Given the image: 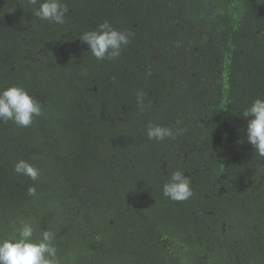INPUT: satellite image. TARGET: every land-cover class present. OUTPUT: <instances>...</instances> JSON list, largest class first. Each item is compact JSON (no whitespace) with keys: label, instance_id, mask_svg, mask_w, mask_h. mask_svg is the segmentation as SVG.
Segmentation results:
<instances>
[{"label":"trees","instance_id":"16d2710c","mask_svg":"<svg viewBox=\"0 0 264 264\" xmlns=\"http://www.w3.org/2000/svg\"><path fill=\"white\" fill-rule=\"evenodd\" d=\"M63 2L59 25L0 0V88L43 108L0 121V238L51 230L61 264H264V157L241 115L264 98V0ZM105 20L133 36L99 61L79 36ZM149 123L175 138L149 140ZM177 169L185 201L162 194Z\"/></svg>","mask_w":264,"mask_h":264},{"label":"clouds","instance_id":"9594fccd","mask_svg":"<svg viewBox=\"0 0 264 264\" xmlns=\"http://www.w3.org/2000/svg\"><path fill=\"white\" fill-rule=\"evenodd\" d=\"M27 4L33 7L34 15L40 20L59 25L65 23L69 11L63 0H27ZM132 36L133 33L118 30L105 20L94 30L84 31L79 40L88 46L92 56L103 61L119 58ZM144 98L145 93L138 91L136 101L141 109L145 107ZM42 112L41 102L23 87L12 85L0 88V121H12L20 127H29ZM241 115L247 121V142L259 157H264V98H255ZM146 135L149 140L162 141L174 139L176 132L172 128L149 123ZM14 171L33 181L40 175L39 169L25 160L16 162ZM29 192L34 194L35 189H29ZM162 194L173 201L188 200L193 195L190 179L179 169L171 172L162 185ZM33 236L32 223L21 221L20 227L14 228L11 236L0 238V264H61L54 244L55 234L51 230H44L38 239L34 240Z\"/></svg>","mask_w":264,"mask_h":264}]
</instances>
